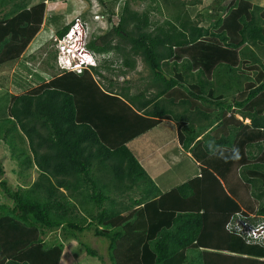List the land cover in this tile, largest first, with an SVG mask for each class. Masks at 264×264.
<instances>
[{
    "label": "trees",
    "instance_id": "trees-1",
    "mask_svg": "<svg viewBox=\"0 0 264 264\" xmlns=\"http://www.w3.org/2000/svg\"><path fill=\"white\" fill-rule=\"evenodd\" d=\"M170 1L162 2L175 14L161 23L124 1L118 23L104 35L93 34L87 44L100 54L97 67L109 69L118 58L129 71L139 57L149 70V90L120 92L124 105L152 119L142 118L144 126L129 128L120 143L106 142L118 137L112 132L115 114L79 117L73 94L60 84L65 73L6 96L7 102L0 99L6 104L0 116V145L6 150L0 154V264H58L61 245L45 241L56 229L79 240L100 264L105 262L99 252L79 236L84 231L104 239L109 264H264L259 260L264 247L226 231L228 219L241 209L211 170L202 168L198 178L162 194L125 144L156 124L153 118L179 120L184 150L200 148L212 160L225 152L236 156L239 178L257 203L256 214L264 216V76L247 90L238 74L243 59L264 72L263 54L251 50H264V8L234 0L212 31L189 19L186 3L178 9ZM6 6L10 10L2 14ZM43 7V2L0 0V65L16 59L39 32ZM69 27L58 29L56 38ZM91 71L101 75L96 67ZM92 74L87 81L94 82ZM113 92L105 89L103 96ZM175 93L182 96L178 113L163 98ZM236 112L250 123L236 119ZM215 120L219 124L207 132ZM7 159L16 185L3 168ZM105 163L114 177L110 183L94 177V169ZM33 171L36 178L27 180Z\"/></svg>",
    "mask_w": 264,
    "mask_h": 264
},
{
    "label": "rangeland",
    "instance_id": "rangeland-1",
    "mask_svg": "<svg viewBox=\"0 0 264 264\" xmlns=\"http://www.w3.org/2000/svg\"><path fill=\"white\" fill-rule=\"evenodd\" d=\"M124 1H128L130 9L134 11L141 12L147 9L152 22L161 23L165 18H170V16H167L168 13L175 14L173 11L170 12L172 8H165L163 0H33L36 4L43 2L44 5L41 30L34 40H31L30 46L27 48L28 43L16 59L0 65V99L5 98L7 102L8 96L16 95L23 91H30L42 82H46L51 76L63 74L57 69L55 60H53L58 42L55 34L56 31L63 26L71 25V23L78 21L87 26L92 36L93 34L104 35L118 23L120 8ZM173 1L178 3V9L181 7V2L186 3L185 8L189 19L198 26L208 27L213 31L212 27L217 19L224 17L226 7L232 4L234 0H172L170 2ZM246 1L264 8V0ZM33 2L30 0V5ZM188 2H194V4L189 5ZM9 10L10 7L6 6L1 13L5 14ZM173 10L176 11V8ZM216 32H218V29ZM116 40H113L114 44ZM257 51L260 54L262 53L261 50ZM107 54L105 55L106 57ZM120 62L121 59L114 58L112 60L113 64L109 66V69L105 68V64H102L101 67L96 66L101 75L92 74L91 68L94 66H90L88 69L90 73H85L84 71L85 74L83 72L78 74L64 72L65 74L60 78V84L63 85V88L70 91L74 96L77 111H80L78 112L79 117L86 115L88 118L97 119L100 117L107 118L110 114L116 115L115 122L117 123L112 132H115L118 137L117 139L106 141L107 143L113 140L120 143V139L125 137V132L129 130L123 124L129 120L132 113L121 101L122 88H128L130 94H135L143 90V88L149 90L152 87L148 84V80L150 79L149 70L141 58L135 57V67L129 71L123 68ZM262 62L264 64V60ZM221 68L224 67L220 66L216 68V71ZM91 74L95 83L90 80L87 81L88 75L90 77ZM214 85L216 84L214 83ZM102 88L104 90H114V92L110 96H103L104 90ZM215 88L218 92L222 90L217 87ZM3 100L2 103L0 102V116L6 114V104L5 100ZM135 119L139 120L137 117ZM166 135L168 136V133L150 132V135L145 136L149 146L147 145V148L140 146L139 150L144 149L146 151V149H150L152 155L155 152V148L166 140L164 139ZM4 151L6 150L0 145V154ZM159 152L158 154L162 155V151ZM142 153L144 155L145 152ZM155 157L158 158V156ZM2 165L8 173L9 183L11 182L13 185H16L17 178L13 176L14 173L10 170L12 167L11 162H8L7 159ZM108 165V163L100 164L99 167H96L97 169L95 168L96 170L94 169V177L98 182L105 181L106 183L109 180L108 183H110L114 180ZM231 165H233L231 171L227 174L230 187H233L235 192L239 194L238 199L244 205L248 201L246 195L250 194V192L246 188L244 189V183L238 179L240 169L236 170L237 164L231 163ZM95 171H97L96 175ZM36 176V171H33L27 180L33 181ZM106 178L108 179L107 181ZM250 199V203L248 204L250 208L245 209L246 214L253 216L252 219H257L256 216L258 215L254 212L257 203L255 204L256 201L253 198ZM79 236L86 245L99 252V256L105 264H109L105 253L107 244L104 239L94 237L88 230ZM45 241L49 245H54L55 243L61 245L58 264H100L97 257L88 256L83 252V249L79 246V240L76 241L69 235H65L60 229L49 232ZM103 241L105 242L104 244Z\"/></svg>",
    "mask_w": 264,
    "mask_h": 264
},
{
    "label": "crops",
    "instance_id": "crops-1",
    "mask_svg": "<svg viewBox=\"0 0 264 264\" xmlns=\"http://www.w3.org/2000/svg\"><path fill=\"white\" fill-rule=\"evenodd\" d=\"M34 38L32 40H34ZM31 43L32 41L29 43L27 48L30 46ZM251 50L260 54L257 50L255 51V48H251ZM262 54L264 55V50L262 51L261 55ZM263 55H262V58H263L262 61L264 60ZM240 71L241 72L238 73L241 76L239 78V81L242 82L243 88H246L247 90H250V88L258 86L263 81L264 72H262L261 66L250 63V59L241 60ZM260 74H262L263 76L261 77ZM170 96L171 98L163 96L165 101H167L169 108L171 110L174 109L175 111H177L176 113L183 111L182 110L183 107L180 105H177V104H180L178 102L182 100L181 99L182 96L176 93L175 95L170 94ZM216 98L217 96L215 97V99ZM222 98L223 97L220 96L217 99H222ZM130 108H131V113H132L131 117L124 124L127 128L141 129L144 126V123H146L144 122V120H142V118L152 119L151 117L143 115L144 111H138L132 106H130ZM239 110L241 109H238V111ZM263 110L264 108L260 109V113L264 112ZM226 116L230 117V114L227 113ZM234 116L236 119L242 121L244 125H247L250 123V120L248 118H242L238 112H236ZM135 117L139 118V120H136ZM153 119L157 120L156 124H154L147 131L134 134L132 137H130L126 141L125 144L130 149L132 154L136 157V159L138 160L142 168L146 171L147 175L150 177V179L155 184V186L161 191V193L162 194L167 193L170 190H172L174 187L184 182H187L194 178H198L200 176L201 169L208 168L219 179L226 193L230 195L237 202L241 211L246 213L245 209L250 208L248 207L249 206L248 204L250 203V200H251L250 198L252 197L248 193L246 195V197L248 198V201L245 202L244 205H242L238 199L239 194L235 192L233 187H230V181L227 177V174L231 171V167L233 166L231 165V163H234V165L237 164L236 170L239 169L238 160L235 161L234 159L236 158V156L233 157L232 153L228 154L225 152L226 154L223 153L224 157L216 156V158L212 160L211 155L208 156L209 158L206 157L200 148H192L191 150H184L182 148V142H181V127H182L181 124L182 123H180L179 120H173L170 117L168 118L158 117V118H153ZM218 124H219V121H216L213 124L209 125L207 132L208 131L213 132V128L215 129V126ZM204 126L206 127V125ZM152 131H155L158 133L165 132V133H168V136L166 135V137L164 138L166 140L163 141L161 145L157 146L154 150L155 152L151 155L150 149H146L145 151L144 149L139 150V148L140 146H142L143 148H147L149 146L145 139V136L150 135V132ZM246 150L247 148L245 149V151ZM159 151H162V155L158 154L160 153ZM142 152H145L144 155H142L143 154ZM155 156H158V158ZM227 159H229V161ZM10 170L13 171L14 169L11 167ZM13 176H15L16 178V172ZM238 179L240 178L238 177ZM243 187L245 189L244 185ZM188 203H186V205ZM254 212H256V209H254ZM259 260L264 262L263 258H260Z\"/></svg>",
    "mask_w": 264,
    "mask_h": 264
},
{
    "label": "built area",
    "instance_id": "built-area-1",
    "mask_svg": "<svg viewBox=\"0 0 264 264\" xmlns=\"http://www.w3.org/2000/svg\"><path fill=\"white\" fill-rule=\"evenodd\" d=\"M79 22L73 24L72 29L66 36L70 37L76 33V28L79 26ZM86 26V25H85ZM87 28V26H86ZM65 39L58 42V64L63 70L75 71L76 73L82 72L81 65L74 64L68 65L64 60V55L69 49L64 44ZM93 53H89L80 57L79 62L94 63ZM253 216L237 212L232 215L225 224V229L228 233L243 238L247 243L264 247V216H256L257 219H252Z\"/></svg>",
    "mask_w": 264,
    "mask_h": 264
},
{
    "label": "clouds",
    "instance_id": "clouds-1",
    "mask_svg": "<svg viewBox=\"0 0 264 264\" xmlns=\"http://www.w3.org/2000/svg\"><path fill=\"white\" fill-rule=\"evenodd\" d=\"M73 24L74 23H71L66 34H68L70 29H72ZM76 30H77L76 33H74L70 37L66 36V34H65L63 37L59 38L57 41L59 42L60 40L65 39L64 44L69 49V51L65 53L64 60L66 61V63L68 65H74V64L79 63V65H81V67H82V72H83L84 70H88L90 66H94V67L98 66V62L100 60V54L94 53L93 51L89 50L87 47V44L92 37V34H91V32L88 31V28H86V26L84 24L80 23L79 26H77ZM58 42L56 44V56H55V65H56L57 69H59V71L61 73H64V72L76 73L75 71L63 70V68H61L59 66L58 61H57ZM89 53L90 54L93 53V55H94L95 60H94L93 64L85 63V62H79V59L81 56L89 54ZM108 56L109 55H107V57ZM94 67H92V68H94ZM51 78L52 77H50V79ZM50 79H47L46 82H48ZM240 212H242L243 214H246L243 211H240ZM259 216H261V215H259Z\"/></svg>",
    "mask_w": 264,
    "mask_h": 264
},
{
    "label": "bare ground",
    "instance_id": "bare-ground-1",
    "mask_svg": "<svg viewBox=\"0 0 264 264\" xmlns=\"http://www.w3.org/2000/svg\"><path fill=\"white\" fill-rule=\"evenodd\" d=\"M66 34V33H65Z\"/></svg>",
    "mask_w": 264,
    "mask_h": 264
}]
</instances>
